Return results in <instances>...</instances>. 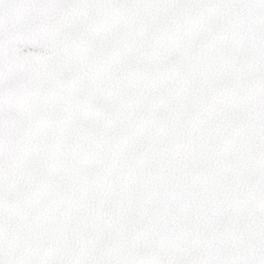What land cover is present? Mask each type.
Wrapping results in <instances>:
<instances>
[{
    "label": "snow or ice",
    "instance_id": "snow-or-ice-1",
    "mask_svg": "<svg viewBox=\"0 0 264 264\" xmlns=\"http://www.w3.org/2000/svg\"><path fill=\"white\" fill-rule=\"evenodd\" d=\"M0 264H264V0H0Z\"/></svg>",
    "mask_w": 264,
    "mask_h": 264
}]
</instances>
